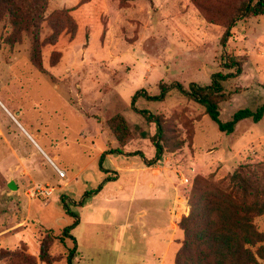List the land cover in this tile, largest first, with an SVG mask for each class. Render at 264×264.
Returning a JSON list of instances; mask_svg holds the SVG:
<instances>
[{
	"label": "rangeland",
	"instance_id": "1",
	"mask_svg": "<svg viewBox=\"0 0 264 264\" xmlns=\"http://www.w3.org/2000/svg\"><path fill=\"white\" fill-rule=\"evenodd\" d=\"M240 1L43 0L36 28L24 8L13 16L4 15L0 95H72L74 106L101 125L92 139L95 145L119 151L105 155L109 163L120 153L136 157L143 173H167L174 180L176 197L185 193V214H181L182 202L174 204L178 205L172 228L176 251L190 238L185 253L196 261L202 257L214 263L210 244L196 234L209 223L227 231L234 228L236 221L229 212L237 207L258 233L251 242L244 241L255 256L252 264H264V119L256 123L244 119L231 134H224L201 106L176 88L168 89L162 100L145 97L160 95V83L178 82L184 89L191 83L207 85L213 73L229 71L226 57L234 56L242 71L223 82L229 98L219 104L220 118L227 120L239 108L255 109L264 103V14L237 20L225 46L220 42ZM34 33L39 38L41 68L30 57ZM152 115L159 117V135ZM114 116L125 123L118 134L109 125ZM93 124L84 127L74 119V134L67 132L74 143L70 139L67 146L63 143V160L56 162L67 178L88 158L79 150L78 143L84 140L76 141V134L80 127L92 129ZM157 143L162 148L159 159ZM150 160L154 162L148 165ZM92 171H98V162L63 189H55L52 181L50 197L30 199L26 189L37 181L23 183L13 165L0 163V264H66L73 241L63 236L64 244L57 237L74 220L67 210L81 217L71 230L80 251L73 264H145L147 259L159 263L162 239L169 234L166 228L143 236L132 219L114 222L108 209L99 211L100 220H88L91 209L80 201L98 183L91 179ZM234 172L249 182L247 192L238 186L241 180L230 181ZM180 173L189 176L190 185L181 183ZM10 180L17 189L8 187ZM150 249L156 260L147 257Z\"/></svg>",
	"mask_w": 264,
	"mask_h": 264
},
{
	"label": "crops",
	"instance_id": "2",
	"mask_svg": "<svg viewBox=\"0 0 264 264\" xmlns=\"http://www.w3.org/2000/svg\"><path fill=\"white\" fill-rule=\"evenodd\" d=\"M70 96L72 95H0V163L13 165V170L23 183L37 181L51 184L53 181L55 189H63L71 181H77L82 172L95 161L98 162V171H92L90 175L94 183H98L91 185L89 190L102 183L110 173L115 178L102 184L98 192L83 202V206L91 209L88 220H100L99 211L108 209L116 218L114 222L122 220L128 223L132 219L143 236H148L155 228H166L169 234L162 239L164 245L161 255L156 259L159 260L158 264H169V261L174 264L176 243L175 231L172 230L175 223L172 211L177 197L173 178L163 172L143 173L140 160L122 153L113 163H109L106 153L100 162L99 158L106 150L104 146L95 145L92 139L98 130L96 128L101 125L92 114L75 107ZM64 116L67 120L62 121ZM74 119L82 122L83 126L92 121L95 124L92 129H85V126L79 128L75 140H84L78 143L82 144L79 150L87 154L88 158L77 165L76 170L71 169V176L67 178L66 171L56 162L61 163L63 160V143L67 146L68 139L74 143V136L72 139L68 138L67 133L74 134ZM63 126L65 130L61 131ZM86 142L90 145L86 146ZM88 148L91 150L88 151ZM47 169L51 171L50 174L46 173ZM57 169L63 174L59 175ZM80 221L81 217H78L74 230ZM148 225L150 230L146 229ZM79 253L77 245L73 260L78 258ZM147 255L154 258V250L150 249ZM144 262L154 264L149 259Z\"/></svg>",
	"mask_w": 264,
	"mask_h": 264
},
{
	"label": "trees",
	"instance_id": "3",
	"mask_svg": "<svg viewBox=\"0 0 264 264\" xmlns=\"http://www.w3.org/2000/svg\"><path fill=\"white\" fill-rule=\"evenodd\" d=\"M28 10L29 15L32 20V26L37 27L38 20L42 18L44 11L43 0H0V19L4 15H15L17 10L21 11L22 9ZM264 14V0H241L236 6L233 15L228 19L225 24L224 31L222 33L220 42L225 46L226 39L231 35V28L235 26L237 20L250 16V15H260ZM38 34H33L32 46L30 57L33 63L38 67H42L41 63V53L39 48ZM225 67L229 69L228 72L217 71L211 75V81L207 85H198L191 83L189 89H184L183 86L174 82L172 84L160 83L159 88L161 89L160 95L150 96L145 95L147 98L162 100L165 97V93L168 89L176 88L179 90L183 96L196 102L204 110V113L213 121L218 130L224 134H231L235 126L244 119H250L252 122H259L261 119H264V103L251 109L248 107L239 108L235 110L229 119L222 120L220 118L219 104L220 102L229 98V95L225 92L223 82L227 81L229 78H233L239 75L242 71L241 62L236 59L234 56L226 57ZM142 92V93H141ZM137 94H143V90L139 91ZM137 95L133 96L135 99ZM157 127V135L162 133V126L159 121V117L152 115ZM109 125L112 128V131L115 134L117 133L118 127L125 128V123L120 116H114L109 120ZM121 125V126H120ZM119 152L114 150L103 151L99 161L101 162L103 156L106 153ZM162 152L161 145L157 143L156 145V159L160 158ZM154 160L146 161L148 165H151ZM115 177L113 175H107L102 183L98 184L95 188L88 190L84 193L81 198L80 203L83 204L85 199L90 198L92 194L98 192L102 184L108 180H112ZM238 180L242 181V184H238L244 192L248 191L249 182L245 178H241L239 173L234 172L230 176V181L232 184H237ZM237 186V185H235ZM60 200H63V197H60ZM68 213L74 216V220L69 224L64 230L63 233L57 238L60 242L65 244L63 236H68L73 241V247L68 249V253L65 256L66 264H73V258L76 251V239L71 234V230L78 223V216L74 213H71L67 210ZM233 215L236 221V226L234 228H227V230L219 228L215 223H209L203 226L202 230H198L196 234L199 238H204L207 240V243L210 244V248L213 251L215 257V262L210 263L208 258L200 257L199 261H196L191 258L189 253L190 250V238H186L183 242V246L180 250L175 252L174 264H252L255 262V256L251 249L246 246V243L251 242L254 235H258L254 230V227L249 222V216L245 213H241L237 207H233L230 212ZM241 216V217H239ZM244 235V240L242 237ZM245 237L247 239H245ZM251 240H250V239ZM246 241V243H244ZM42 251L40 256L42 257Z\"/></svg>",
	"mask_w": 264,
	"mask_h": 264
},
{
	"label": "built area",
	"instance_id": "4",
	"mask_svg": "<svg viewBox=\"0 0 264 264\" xmlns=\"http://www.w3.org/2000/svg\"><path fill=\"white\" fill-rule=\"evenodd\" d=\"M57 170H58L59 175L63 174V172L60 169H57ZM180 180L184 186H188L191 183L189 176L183 173H180ZM53 192H54V187L50 186L49 184L42 183V182H35L26 189L25 193L30 199H33V198L44 199V198L50 197L53 194ZM185 198H186L185 193L183 194L180 193V196L177 197V200H176L177 203L182 202V213L181 214H185L186 212V203H184ZM177 206H174V210L172 212L173 216L175 215V208H177L178 210Z\"/></svg>",
	"mask_w": 264,
	"mask_h": 264
},
{
	"label": "water",
	"instance_id": "5",
	"mask_svg": "<svg viewBox=\"0 0 264 264\" xmlns=\"http://www.w3.org/2000/svg\"><path fill=\"white\" fill-rule=\"evenodd\" d=\"M8 187H9L10 189H17V185L14 183L13 180H10V181L8 182Z\"/></svg>",
	"mask_w": 264,
	"mask_h": 264
}]
</instances>
